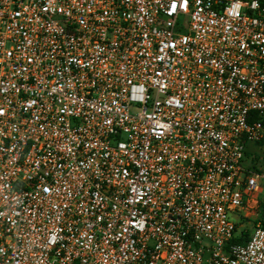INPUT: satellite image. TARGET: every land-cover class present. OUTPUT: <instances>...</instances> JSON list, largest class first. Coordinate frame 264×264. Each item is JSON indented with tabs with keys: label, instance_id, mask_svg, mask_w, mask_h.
<instances>
[{
	"label": "built area",
	"instance_id": "obj_1",
	"mask_svg": "<svg viewBox=\"0 0 264 264\" xmlns=\"http://www.w3.org/2000/svg\"><path fill=\"white\" fill-rule=\"evenodd\" d=\"M263 195L264 0H0V264H264Z\"/></svg>",
	"mask_w": 264,
	"mask_h": 264
},
{
	"label": "trees",
	"instance_id": "obj_2",
	"mask_svg": "<svg viewBox=\"0 0 264 264\" xmlns=\"http://www.w3.org/2000/svg\"><path fill=\"white\" fill-rule=\"evenodd\" d=\"M248 156L249 153H246ZM251 168L255 169L254 161H251ZM259 215L261 218H264V200L261 202L260 205V212ZM250 230L249 229H241L240 231H236L235 236L231 240L232 244H244L249 237Z\"/></svg>",
	"mask_w": 264,
	"mask_h": 264
},
{
	"label": "rangeland",
	"instance_id": "obj_3",
	"mask_svg": "<svg viewBox=\"0 0 264 264\" xmlns=\"http://www.w3.org/2000/svg\"><path fill=\"white\" fill-rule=\"evenodd\" d=\"M263 199H264V195H263ZM240 227L237 229V231H240L241 229H252V224L253 222H249L248 224L246 223V221H240Z\"/></svg>",
	"mask_w": 264,
	"mask_h": 264
}]
</instances>
